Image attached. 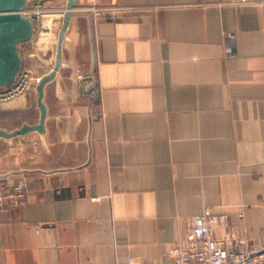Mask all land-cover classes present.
<instances>
[{
  "label": "crops",
  "instance_id": "0c3cea01",
  "mask_svg": "<svg viewBox=\"0 0 264 264\" xmlns=\"http://www.w3.org/2000/svg\"><path fill=\"white\" fill-rule=\"evenodd\" d=\"M77 2L46 133L0 139V194L29 189L0 264H171L206 209L264 249V0ZM36 86L0 129L39 123Z\"/></svg>",
  "mask_w": 264,
  "mask_h": 264
},
{
  "label": "built area",
  "instance_id": "2783aa9c",
  "mask_svg": "<svg viewBox=\"0 0 264 264\" xmlns=\"http://www.w3.org/2000/svg\"><path fill=\"white\" fill-rule=\"evenodd\" d=\"M66 13L65 9L46 8L44 0L28 1L23 15L33 23V36L20 45L22 68L13 85L0 87L1 103L26 93L54 70ZM28 195V181L20 178L0 194V209L22 207ZM229 226V215L216 214L210 209L193 217L185 244L169 252L171 264H264V254H259L264 249L250 245L229 230ZM219 229L223 230L221 235L217 234ZM121 264L136 263L131 257Z\"/></svg>",
  "mask_w": 264,
  "mask_h": 264
},
{
  "label": "water",
  "instance_id": "95a60500",
  "mask_svg": "<svg viewBox=\"0 0 264 264\" xmlns=\"http://www.w3.org/2000/svg\"><path fill=\"white\" fill-rule=\"evenodd\" d=\"M29 0H0V87L15 83L22 68L19 47L28 42L34 32L32 21L23 15ZM78 7L77 0H68L64 26L60 32L57 63L54 70L41 78L36 86L37 104L40 109V121L36 125L24 124L14 131L0 129V139L12 140L32 133L45 134L48 109L44 103L45 88L52 82L62 67V46L65 34L70 26L73 11ZM259 254H264V250Z\"/></svg>",
  "mask_w": 264,
  "mask_h": 264
},
{
  "label": "rangeland",
  "instance_id": "374dc122",
  "mask_svg": "<svg viewBox=\"0 0 264 264\" xmlns=\"http://www.w3.org/2000/svg\"><path fill=\"white\" fill-rule=\"evenodd\" d=\"M2 103L0 102V105H1Z\"/></svg>",
  "mask_w": 264,
  "mask_h": 264
}]
</instances>
